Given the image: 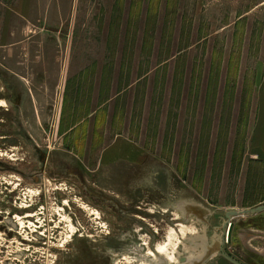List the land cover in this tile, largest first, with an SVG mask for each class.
<instances>
[{
  "label": "rangeland",
  "instance_id": "obj_1",
  "mask_svg": "<svg viewBox=\"0 0 264 264\" xmlns=\"http://www.w3.org/2000/svg\"><path fill=\"white\" fill-rule=\"evenodd\" d=\"M263 94L264 0H0V264H232ZM232 220L264 264V211Z\"/></svg>",
  "mask_w": 264,
  "mask_h": 264
},
{
  "label": "water",
  "instance_id": "obj_2",
  "mask_svg": "<svg viewBox=\"0 0 264 264\" xmlns=\"http://www.w3.org/2000/svg\"><path fill=\"white\" fill-rule=\"evenodd\" d=\"M264 211V204L258 205L257 207L246 209L244 211L237 210L235 208H230L226 212V221L224 223L223 227V240L221 241V244L211 248V253L212 251L218 252L220 255H222L226 260L231 262L232 264H244L242 261L238 260L237 258L233 257L230 255L225 249H224V244L226 242V239L228 241H231L232 237V232L234 228V222L232 220L233 217L235 216H243V215H253L257 213H261ZM207 260V256L203 258L202 261L196 262V264H203Z\"/></svg>",
  "mask_w": 264,
  "mask_h": 264
},
{
  "label": "bare ground",
  "instance_id": "obj_3",
  "mask_svg": "<svg viewBox=\"0 0 264 264\" xmlns=\"http://www.w3.org/2000/svg\"><path fill=\"white\" fill-rule=\"evenodd\" d=\"M181 226H183L182 229L184 230L185 229L184 225L181 224ZM178 235L179 234H178V231H177L176 228H170V230H169V232L167 234V239L165 241L161 242V243H158L157 249L155 251L150 250V253L153 255V257L154 258H159V256H165L170 261H174V259H175L174 252H175V250L177 249V246H178L177 245L178 244V238H179ZM127 258H130V256L127 257Z\"/></svg>",
  "mask_w": 264,
  "mask_h": 264
},
{
  "label": "crops",
  "instance_id": "obj_4",
  "mask_svg": "<svg viewBox=\"0 0 264 264\" xmlns=\"http://www.w3.org/2000/svg\"><path fill=\"white\" fill-rule=\"evenodd\" d=\"M260 114H259V124H258V132H259V137L264 140V94L263 97L260 100Z\"/></svg>",
  "mask_w": 264,
  "mask_h": 264
},
{
  "label": "flooded vegetation",
  "instance_id": "obj_5",
  "mask_svg": "<svg viewBox=\"0 0 264 264\" xmlns=\"http://www.w3.org/2000/svg\"><path fill=\"white\" fill-rule=\"evenodd\" d=\"M232 242V241H231ZM230 241H228V240H226V242H225V244H224V246L226 245V243H231ZM247 264V263H246ZM249 264V263H248Z\"/></svg>",
  "mask_w": 264,
  "mask_h": 264
}]
</instances>
